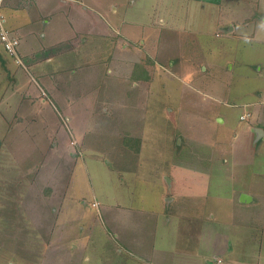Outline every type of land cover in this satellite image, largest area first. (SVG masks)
<instances>
[{
  "label": "rangeland",
  "instance_id": "obj_1",
  "mask_svg": "<svg viewBox=\"0 0 264 264\" xmlns=\"http://www.w3.org/2000/svg\"><path fill=\"white\" fill-rule=\"evenodd\" d=\"M94 1L0 41V264H264V0H116L115 32Z\"/></svg>",
  "mask_w": 264,
  "mask_h": 264
},
{
  "label": "crops",
  "instance_id": "obj_2",
  "mask_svg": "<svg viewBox=\"0 0 264 264\" xmlns=\"http://www.w3.org/2000/svg\"><path fill=\"white\" fill-rule=\"evenodd\" d=\"M56 1H57V3H55L54 6L52 4L51 7H49L48 3L45 4V2L43 0H4V2L2 4L3 5L2 10H0V14H2V16L4 17V25L7 29L11 30L12 32L17 33L18 30H22V29L26 30L27 28H31V30L28 32V34L32 36V34H34V31L32 28H34V26H35L33 24H35L37 21L36 20L37 17L34 15V13L32 11L39 13L40 19L42 20L43 24L48 26L50 23V19H48L47 16L44 17V15L46 13H49L48 10L52 11V12H57V10H58L57 7H61L62 5L65 6L66 5L65 3L67 1L77 2V0H56ZM137 1L138 0H131V3H129V5L133 6V4H136ZM152 1L158 2L157 7L160 4V6L164 9L163 14H165V13L168 14V12H169V14H174V13H170V11H168V10H170L172 8H176L177 6L185 7L186 10H188V11H189L190 7L191 8L192 7L197 8L198 10L201 9L200 10L201 12H202V10L209 9L212 13H214L215 16L218 13H221V11L218 10V7H219V9L221 7L220 6L221 0H184L183 3H180V1H182V0H169V1H167L169 3V6H166V0H152ZM96 2H97V0L94 1L93 5H92L93 8L90 7L91 10H94L95 13L100 14L103 19H105L106 14H107V17L112 16V17H110L111 19H108V22L106 21L105 23L110 24V26L112 27V30L115 32L117 29L115 26V22H116L115 15L119 12L121 6H123V5L125 6L126 3L120 2V5L119 4L116 5V3H117L116 0H112V1L109 0L107 2H104L103 5L102 4L99 5V3H98V9H97L95 7ZM76 6L77 5L74 4V6H72V7H76ZM99 6H101V10H103V11H100ZM137 7L141 8L142 3H139V5ZM86 8H84L82 10H80L78 8L76 13L78 12L82 16L84 13L86 14V11H85ZM145 9L148 10V8H145ZM138 11H140V10H138ZM163 14H157V13L155 14L157 16V22L158 23L161 22L162 24H160V25L164 26L165 28H166L167 24H169V25L171 24L173 26L174 21H172V18L171 19L168 18V20H166L165 15H163ZM124 17H125L124 21L130 22L131 26H133L134 29L135 28L140 29V25H142V23H146L145 18L142 15H138V12L136 14H134V12H132V8H128V9L126 8ZM150 22L153 23L152 20ZM157 22L155 21L156 25H157ZM82 23L83 22H80L78 25H83ZM168 28H169V26H168ZM42 37H44V35ZM125 38H127V37H125ZM147 53L148 52L144 53V55L142 56V59L135 56V58L132 59V61H130V63L141 62V64H142L143 62H147V60H144L146 57L150 58L149 53L148 54ZM6 55L9 56L8 54H6ZM136 57H137V59H136ZM31 60H32L31 57H29L28 62H31ZM4 64H6V63L3 61V65ZM145 70L147 71L146 73H148V69H145ZM132 74H133V72L130 75L133 76ZM144 76H148V74L147 75L141 74L142 78ZM151 78H152V76H151ZM246 113L251 114L249 117L253 116V112H251V111H248ZM222 122H225V119H223ZM257 127H259V126H257ZM248 129H249V134H245L243 136V138H242L243 141H245L247 143L248 142L253 143V141L258 142L261 139H263V141H264V130L256 128L253 123L248 126ZM256 134H258V136ZM256 136L258 138L257 140H256ZM240 195H241V197H240ZM236 197H237V199L240 197L241 198L240 201L242 203H248L249 205H251V204L255 205L254 203L258 202L256 195L249 193V192H246V191H240ZM93 203H96L95 200H94V202H92V206L97 207V205L95 206V205H93ZM145 211H146L145 212L146 215L148 212V217L145 216L146 218L144 217V219L142 220V223L144 222L145 219L147 221L153 220L151 217L154 216L156 213H159V211H161V210H159L158 208L156 209L155 207L154 208L149 207ZM162 213L165 216L164 220L166 222L172 221V218L170 217V215L166 214V211L164 209H162ZM134 255H135L134 253H130V256L128 259L129 264H158L155 261L148 260V259H147L148 261H144L143 259H140V262H142V263H140V262H138L137 258L136 259H134V257L131 258ZM219 259L220 258L218 257L215 260H208V264H223L224 261L222 259H220L221 262H219L218 261Z\"/></svg>",
  "mask_w": 264,
  "mask_h": 264
},
{
  "label": "built area",
  "instance_id": "obj_3",
  "mask_svg": "<svg viewBox=\"0 0 264 264\" xmlns=\"http://www.w3.org/2000/svg\"><path fill=\"white\" fill-rule=\"evenodd\" d=\"M3 2L4 0H0V6L3 4ZM0 41L11 56H17L16 47L19 44V37L16 33L12 32L11 30L5 27L4 17L2 16V14H0ZM250 115V113H246L241 116V119L244 120ZM93 205L96 206L95 203H93ZM218 261L221 262L220 259Z\"/></svg>",
  "mask_w": 264,
  "mask_h": 264
},
{
  "label": "trees",
  "instance_id": "obj_4",
  "mask_svg": "<svg viewBox=\"0 0 264 264\" xmlns=\"http://www.w3.org/2000/svg\"><path fill=\"white\" fill-rule=\"evenodd\" d=\"M138 63H141V62H138ZM149 73V72H148ZM149 76V75H148ZM151 77V76H150Z\"/></svg>",
  "mask_w": 264,
  "mask_h": 264
},
{
  "label": "water",
  "instance_id": "obj_5",
  "mask_svg": "<svg viewBox=\"0 0 264 264\" xmlns=\"http://www.w3.org/2000/svg\"><path fill=\"white\" fill-rule=\"evenodd\" d=\"M258 131V130H257Z\"/></svg>",
  "mask_w": 264,
  "mask_h": 264
}]
</instances>
